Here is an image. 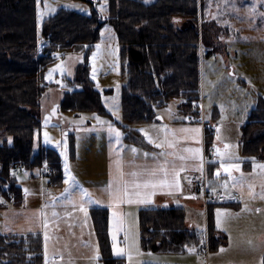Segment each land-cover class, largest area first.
Wrapping results in <instances>:
<instances>
[{"label":"trees","instance_id":"trees-1","mask_svg":"<svg viewBox=\"0 0 264 264\" xmlns=\"http://www.w3.org/2000/svg\"><path fill=\"white\" fill-rule=\"evenodd\" d=\"M107 5L108 15L104 19L96 10L84 13L57 8L42 23L39 49L36 0H0V129L12 136L11 143H0V208L9 200L19 204L22 199L13 174L16 167L30 170L46 164L48 183H61L60 153L43 144L33 149L34 135L41 128L35 111L49 86L44 71L55 51L81 52L84 58L78 76L67 78L68 85L78 88L62 93L59 109L109 114L89 78L87 64L103 23L112 26L119 45L124 119L119 124L127 132L128 140L143 142L140 132L128 126V122L156 119L159 109L173 98H179L180 111L188 113L191 103L199 99L203 16L198 0H107ZM211 128L205 129L208 143L213 138ZM242 131L243 151L248 160H264V97L257 98ZM67 147L72 155L71 137ZM90 214L104 264H122L120 257L111 254L107 209L92 207ZM138 232L143 250L161 253H182L203 239V233L189 226L184 209L177 206L140 207ZM214 234L208 219V243L212 248L225 241L224 235L215 238ZM0 264H43L41 233L0 234Z\"/></svg>","mask_w":264,"mask_h":264},{"label":"crops","instance_id":"crops-1","mask_svg":"<svg viewBox=\"0 0 264 264\" xmlns=\"http://www.w3.org/2000/svg\"><path fill=\"white\" fill-rule=\"evenodd\" d=\"M206 1V0H205ZM200 4L202 16L204 17V11L207 9L206 15L209 18V22L200 29L199 43H204L205 46L210 47L212 45H219L220 48L226 50V46H239V45H255L258 43L264 46V37L255 38H239L238 34L228 36L227 30L226 38L217 43L218 33L215 29L217 24L215 22L216 10L221 2L217 0H209L208 7L205 8L204 0H198ZM203 19V18H202ZM203 21V20H202ZM231 28V27H229ZM203 29V30H202ZM219 41V40H218ZM202 43V44H203ZM221 49V50H222ZM227 52V51H226ZM233 58L238 56L235 49H231ZM208 50L205 55L211 54ZM199 61H200V48H199ZM234 63V61H233ZM237 63V61H235ZM234 63V64H235ZM200 64V63H199ZM224 71L213 77V81L208 88L204 87L203 80L200 77V97L197 100L200 107V114L202 116V122L191 121L188 119L190 112L182 113L179 108L180 99L177 98L175 110H171L173 116L164 119L157 120L158 125H154L153 120L148 122L147 126L151 128L152 142H146V146H142L141 143H134L127 139V132L120 126L119 123L112 121V125L118 129L122 135L120 137V143L117 144L114 134L108 132V125H91L90 122L78 126V131L66 132L64 137L60 138L61 141L65 140V156L61 155L62 150L56 149L61 156L62 161V180L57 186H54L47 181L45 175V169H25L23 167H16L13 171L17 179V183L21 188L22 199L19 204H14L12 200L8 201V204L0 208V234H23L28 232H40L42 235V254L43 264H46V248L47 245V264H102L100 250L95 235L90 209L92 207L106 208L108 211V236L110 238L111 254L114 257H120L122 264H126L128 259L127 254L118 255L113 251V244L117 247H125V233L123 231L115 233V241L113 240V233L110 232V220L112 218V211L116 210L125 214L126 228L130 230L131 236L135 238L139 253L136 255L142 256V250L138 243V228L136 220L138 219V209L142 206L152 205L159 207L176 206V201L184 198H194L197 201H201L199 194L193 191V188L189 182V176L193 173L201 172L204 170L207 177V186L211 192H221L226 198L225 203L220 204H208L204 206V209L211 211L212 219L207 218L203 221L200 227H196V223L192 219H187L189 226L202 232L203 238L207 235L208 219L211 221V226L214 229V237H221L224 235L225 241L223 243L216 244L213 248L209 247L207 258L186 250L182 253H161L154 251L143 252L149 254L142 258L141 264L144 262H152L158 264H261V260L264 259V203L262 201L252 200L250 194H256L263 187V183L252 178V170L256 162H264V160L254 159L248 160V156L245 155L242 146L244 125L249 111L255 105L256 100L261 94V88L253 93L244 92L243 96L246 98V102L242 104V111L239 117L221 119L223 115V108L221 106L222 100H235L238 97L237 92H232L225 96V87L239 85L249 88L250 84L247 79L238 72L235 66L232 67V62L226 58L222 64ZM264 67V64H263ZM228 69H230L228 71ZM260 71L264 81V68ZM200 75V69H199ZM226 86H225V85ZM207 93V94H206ZM62 96V95H61ZM174 99V98H173ZM234 103V101H232ZM169 103V102H168ZM166 106V105H165ZM210 109V113L206 114V109ZM216 110V112H214ZM237 112V111H236ZM159 113V112H158ZM120 127H119V126ZM155 126V127H153ZM207 126L212 127V141L208 143L206 140L205 129ZM162 127H166L172 130L167 139L174 142V147L169 148L165 144L162 148H157L155 144L162 143L165 140V133L161 130ZM225 127L226 132L235 133L234 137H231V144L234 146L230 153L232 159L229 160L224 157V163H235L239 165V171L233 169L231 176L238 178L239 183L233 187V181L229 177V173H225L221 168V156L217 154L216 149H220L221 152H225L226 149L222 148L223 142L227 141L222 138H217V128L221 129ZM184 128H199L201 131L197 140L192 139L195 133L182 132ZM138 131L139 129L136 128ZM140 132V131H139ZM141 134V132H140ZM67 135V136H66ZM142 135V134H141ZM70 137L73 140V154L68 152V139ZM144 135H142V138ZM223 140V141H222ZM138 146L135 153L128 150V146ZM51 147V146H49ZM146 147V148H145ZM186 148H199L201 151L199 154L185 152ZM120 154L124 161V171L126 173L132 171H140L147 168L149 170L156 168L158 164L163 163L165 160L169 161L168 179L171 181L172 176V164L174 163L176 169L179 170L183 167V171H179V190L175 186L168 187L160 185L156 189H147L141 191H147L154 193L150 196V203L146 204H121L116 206L115 209L108 207L109 198L105 191V188L109 181V165L113 164L112 174L115 176L114 161L117 158V154ZM148 153V156L144 154ZM160 153H176V155H160ZM155 154V155H154ZM187 157L186 160H180L179 156ZM249 161V162H248ZM67 163L70 171L75 176L79 185L87 189L91 193L92 199L99 200L100 203H87L85 201L84 207H88V216L79 210L80 206V193L78 189L70 188L71 199L75 201L76 207H73L68 202L69 194L61 196L65 187H68L64 183L65 179V164ZM257 164V163H256ZM258 165L255 166L257 170ZM217 170L219 175L217 176ZM241 173L249 176L248 180L243 179ZM158 179H163V173L157 174ZM242 178V181L240 180ZM125 179H134L131 176H125ZM136 179H148V177L142 176ZM227 182L228 187L225 188L224 184ZM34 183V184H32ZM25 189L28 192H25ZM236 196V202H231L232 197ZM52 197L56 198L53 203ZM247 200H252L246 202ZM48 205V207H43ZM247 205V211H242ZM199 206V205H198ZM181 207L182 206H177ZM184 209V208H183ZM204 211V209L201 207ZM220 210L221 216L226 214L227 219L223 223L222 227H217V210ZM259 209V211H256ZM185 211V210H184ZM53 212L57 213L53 216ZM43 213V216L40 215ZM130 214V215H129ZM48 221L47 230L43 227L44 219ZM82 218V223L79 219ZM91 220V221H90ZM45 231L48 234V240H45ZM208 237V235H207ZM86 239V241H85ZM251 241V243H249ZM65 243V245H63ZM50 246V247H49ZM141 249V250H140ZM223 249V251H221ZM64 254L65 256H62ZM160 254V255H157ZM98 255V257L96 256ZM100 256V257H99ZM125 257V258H124Z\"/></svg>","mask_w":264,"mask_h":264},{"label":"rangeland","instance_id":"rangeland-1","mask_svg":"<svg viewBox=\"0 0 264 264\" xmlns=\"http://www.w3.org/2000/svg\"><path fill=\"white\" fill-rule=\"evenodd\" d=\"M145 2H151L153 0H144ZM221 2V5L218 6L215 15V22L218 33L217 43L223 41L226 38L227 30L229 31L228 36H232L233 34H238L239 38H255V37H264V0H217ZM205 8L208 7L209 0H204ZM47 3L51 6L52 11H48L45 9L44 5ZM69 5H79L80 7H70ZM254 6L255 11H250ZM64 7L74 9L76 11L90 13L92 10H96L99 15L104 19L108 15V5L107 0H40L39 11L42 13L40 19H37V11L38 5L36 0V9H35V23L37 29V46L41 49L42 43V23L44 19L53 14L57 8ZM101 7H103V11H101ZM204 11V17L202 24H207L209 22V18L206 15L207 9ZM227 22V23H225ZM231 27V28H229ZM201 29V28H200ZM227 29V30H226ZM203 30V29H202ZM203 43V42H202ZM199 43L200 48V61H199V69H200V77L203 80L204 87L208 88L213 81V77L217 74H220L223 69L224 59L228 58L232 62V67L235 66L238 72L249 81V88L236 87L234 85L225 87V96L229 95L232 92H237L238 97L235 100H231V102L227 100L221 101V106L223 108V115L221 119L233 118L234 116L239 117L242 111V104L246 102V98L243 96L244 92H249V94H255L259 88H261L260 93H264V81L263 77L260 74L264 64V46L263 44H255L250 46L248 45H239V46H226V50L220 48L219 45H212L207 47L204 43ZM99 45V48L97 47ZM222 49V50H221ZM231 49H235L238 53L236 58H233L232 52H229ZM210 50L211 54L205 55V53ZM227 51V52H226ZM119 45L116 40L115 32L112 26L105 22L101 25L99 30V36L96 42L94 43L92 49L90 50L87 57V64L89 69V78L93 82L94 88L98 90L100 95V100L102 106L109 114H100L96 111H82V112H72V111H64L60 110L58 103L61 98L62 93L65 90L78 88V86H72L67 84V78L73 79L78 76L81 65L83 64V53L81 52H72V51H55L54 57L51 61L48 62L45 71H44V80L49 83L47 89L43 92V95L40 99V107L35 111V114L41 120V128L34 135L33 140V149L36 150L39 144H43L46 146H51L58 148L59 151H65V140L63 139L60 144V138L65 136L66 132L78 131V126H81L85 123L90 122L91 125H101L94 118L98 116L103 121H108L112 123L113 120L115 122H123L122 115V107H121V81L123 80L120 73V65H119ZM95 54V55H94ZM235 61H237V63ZM61 66V68H57V66ZM230 69H228L229 71ZM95 77V78H93ZM225 85V84H224ZM226 86V85H225ZM207 94V93H206ZM262 96V95H261ZM264 97V96H262ZM234 101V103L232 102ZM177 102V98H174L169 101L166 106H163L159 109V115L162 116V119L167 120L169 115L173 116V114H169V106H171V110H175V105ZM117 112L119 119L113 115V111ZM237 111V112H236ZM210 113V109H206V114ZM48 118L47 121L45 118ZM148 122L142 121H132L128 122V126L133 128L144 129L148 133V137L144 135L143 139L150 142L149 138H151V128L147 126ZM154 125H158L157 120H153ZM102 126V125H101ZM119 126V125H118ZM120 127V126H119ZM227 130V129H226ZM225 127H221L219 133L217 132L216 137L225 139L227 141L223 142V147L225 148V144L230 145L227 152L233 150L234 146L231 144V137L235 136V133H227ZM45 133L48 134V138L46 140ZM67 136V135H66ZM11 138V139H10ZM6 141L7 143L12 142V136L7 133L5 130L0 129V143ZM152 141V138H151ZM223 141V140H222ZM146 142H142V146H146ZM156 145V144H155ZM128 150L135 149H144L138 148V146H128ZM146 148V147H145ZM257 163V164H256ZM254 164V168L257 165L264 164V162H256ZM45 169L46 164H42L39 167H35V169ZM253 168L252 170V178L254 180L263 183V187L258 191V193L251 196L252 200L262 201L264 203V199L261 198V194H264V170H261L259 167L257 170ZM249 176L244 175L243 179L248 180ZM242 181V178L240 179ZM34 184V183H32ZM200 195V194H199ZM201 196V195H200ZM201 201H197L194 198H184L176 201V206H182L184 208L186 220L192 219L197 224L196 227H200L203 221L210 217L212 219L211 211H207L203 206L202 197L199 198ZM252 200H247L246 202H250ZM199 205V206H198ZM204 209V211L201 209ZM87 208V217L88 215V207ZM82 223V218L79 219ZM91 221V220H90ZM136 225L138 228V219L136 220ZM110 239V238H109ZM86 241V239H85ZM138 243L139 241V232H138ZM65 245V243L63 244ZM50 247V246H49ZM141 248V246H140ZM142 249V248H141ZM140 249V250H141ZM142 256L136 255L134 249L132 250V259L129 258L126 261V264H141L142 258H145V255H149L142 250ZM160 255V254H157ZM62 256H65L62 254ZM98 257V255H96ZM125 258V257H124ZM104 264L103 260L100 262Z\"/></svg>","mask_w":264,"mask_h":264},{"label":"snow or ice","instance_id":"snow-or-ice-1","mask_svg":"<svg viewBox=\"0 0 264 264\" xmlns=\"http://www.w3.org/2000/svg\"><path fill=\"white\" fill-rule=\"evenodd\" d=\"M39 4H40V0H37V5H38V11H37V19L39 21L40 16L42 15V13L39 11ZM70 7H80L79 5H69ZM45 9L48 11H52L54 9L51 8L50 5H48L47 3H45L44 5ZM103 7H101V11H103ZM250 11H255L254 6L252 9H250ZM227 23V22H225ZM97 47L99 48V45H97ZM95 55V54H94ZM57 68H61V66H57ZM63 69L61 68V71ZM95 78V77H93ZM112 110V109H110ZM113 111V115L116 116L117 119H119V116L117 115V112L115 110ZM169 114H171V106H169ZM97 122L101 125L103 124H107L108 125V132L110 134H114L116 137V142L117 144L120 143V137L122 135V133L116 129L110 122L108 121H103L101 120L98 116L94 117ZM47 117L45 118V120L47 121ZM155 127V126H153ZM164 133H165V140L162 143L156 144L155 146L157 148H162L164 147V145L166 144L167 147L169 148H173L174 147V142L171 140L167 139L168 134L172 131L167 129L166 127H162L161 129ZM139 131L143 132V134L148 137V133L144 130V129H140ZM180 131L182 132H190V133H195L196 135L192 137V139L197 140V137L199 136L200 133V129L199 128H184L181 129ZM220 129L217 128V132L219 133ZM45 138L47 140L48 138V134L45 133ZM11 139V138H10ZM219 139V136H218ZM150 142L151 138H149ZM225 149H228L230 147V145L225 144ZM131 151L133 153H135L137 151V149L132 148ZM185 152H189V153H194V154H199L200 153V149L199 148H186L184 149ZM216 152L218 155L221 156L222 162H221V168L223 169V171L225 173H229V177L230 179L233 181V187L236 186L237 183H239L238 178L231 176V171L233 169H235L236 171H239V165L235 164V163H224L223 159L224 157H227L229 160L232 159V155L230 153H228L227 151L225 152H221L220 149H216ZM61 155L65 156V159H67L66 157V153L62 152ZM145 156H148V153L144 154ZM155 155V154H154ZM160 155H176V153H160ZM180 160H186L187 157L185 156H179L178 157ZM114 166H115V176H113L112 174V167L113 164L109 165V181L108 184L105 188V191L108 194V198H109V203H108V207L110 209H115L116 206H119L121 204H146V203H150V196L154 193H149L147 191H141L143 190H147L149 188L151 189H156L158 186L163 185V186H168V187H172L175 186V188L177 190H179L180 184H179V180L177 179V177L179 176V171H183V167H181L179 170L176 169L175 164H172V176L173 179L170 181L168 179L169 176V170H168V164L169 161L165 160L163 163H160L157 165L156 168H153L151 170L144 168L141 169L140 171H132L129 173H126L124 171V161L121 158L120 154H117V158L116 160L113 162ZM258 167L261 170H264V164H260L258 165ZM201 171H202V166H201ZM158 173H163V179H158L157 178V174ZM15 175V173H13ZM217 176L219 175V170H217ZM147 176L148 179H136L138 177H142V176ZM125 176H131L134 179L132 180H127L125 179ZM241 176H243V173H241ZM64 183L65 185H67L68 187H65L64 192L61 193V196H64L66 193L69 194V198H68V202L71 203L73 205V207H76V203L74 200L71 199V193L69 191L70 188H75L79 190L80 193V206H79V210L85 213V216L87 217V208L84 207V203L85 201L87 203H97L99 204L100 201L99 200H93L91 193L88 192L87 189L82 188L79 183L77 182L75 176L72 174V172L70 171L67 163L65 164V179H64ZM224 187L227 188L228 184L227 182H225ZM250 187V194L254 195L253 193H251V186ZM25 192L27 193L28 190L25 189ZM261 198L264 199V194H261ZM53 203H55L56 198L52 197ZM2 202V201H0ZM43 207H48V205H43ZM249 210L247 205L245 206L244 209H242V211H247ZM256 211H259V209H256ZM41 216H43V213H40ZM53 216H56L57 213L53 212L52 214ZM130 215V214H129ZM227 215L230 214H226L224 217L221 216L220 210H217V227L220 228L222 227L223 223L226 221L227 219ZM126 218H125V214L113 210L112 211V218L110 220V232L113 233V240L115 241V233L116 232H120L123 231L125 233V247L124 248H119L116 246V244H113V251L115 254L118 255H122V254H127L129 260L131 261L132 259V250L135 249L136 254H140L139 253V248L137 247V242L135 240L134 237L131 236L130 230L126 228ZM43 227L45 230H47L48 228V221L45 218L43 221ZM48 234L47 231H45V240H48ZM204 241L203 239H201V244H203ZM249 243H251V241H249ZM46 248V264H47V245H45ZM190 252H194L196 249L195 247L189 248L188 249ZM221 251H223V249H221ZM261 264H264V259L261 260Z\"/></svg>","mask_w":264,"mask_h":264},{"label":"built area","instance_id":"built-area-1","mask_svg":"<svg viewBox=\"0 0 264 264\" xmlns=\"http://www.w3.org/2000/svg\"><path fill=\"white\" fill-rule=\"evenodd\" d=\"M188 119L191 121H200L202 122V116L200 114V107L198 102L194 101L191 103L190 113L188 114ZM212 132V129H209ZM46 172H49V168L46 169ZM189 182L193 188V191L197 194H200L203 199V204H220L225 203L226 198L221 192H211L207 186V177L206 172L203 170L199 173H193L189 176ZM231 202H236V196L232 197ZM204 243H198L195 247V253L201 255L204 258H207L209 252V243L207 235L203 238Z\"/></svg>","mask_w":264,"mask_h":264},{"label":"water","instance_id":"water-1","mask_svg":"<svg viewBox=\"0 0 264 264\" xmlns=\"http://www.w3.org/2000/svg\"><path fill=\"white\" fill-rule=\"evenodd\" d=\"M157 118L158 119H162V116L161 115H157ZM100 257V256H99Z\"/></svg>","mask_w":264,"mask_h":264}]
</instances>
